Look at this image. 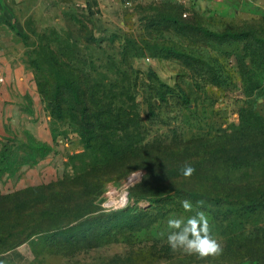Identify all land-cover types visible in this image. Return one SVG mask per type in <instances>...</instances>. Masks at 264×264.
<instances>
[{
  "label": "rangeland",
  "instance_id": "obj_1",
  "mask_svg": "<svg viewBox=\"0 0 264 264\" xmlns=\"http://www.w3.org/2000/svg\"><path fill=\"white\" fill-rule=\"evenodd\" d=\"M50 1L6 5L12 23L25 24L28 69L0 90V231L11 232L0 255L40 230L23 242L33 264H264L241 255L264 229V211L181 206L187 188H264V0H200L187 16L172 0H118L106 18L79 24ZM159 163L167 166L154 175ZM49 209L65 218L91 211L76 227L87 237L43 232L62 218ZM196 210L220 256L164 242L170 215Z\"/></svg>",
  "mask_w": 264,
  "mask_h": 264
},
{
  "label": "crops",
  "instance_id": "obj_2",
  "mask_svg": "<svg viewBox=\"0 0 264 264\" xmlns=\"http://www.w3.org/2000/svg\"><path fill=\"white\" fill-rule=\"evenodd\" d=\"M10 0H0V90L7 89L6 82L11 77L20 74L21 82L24 78L27 79V66L24 63V59L27 58V49L24 45V41L19 38L18 32H23L25 24L19 20L12 23L9 14L10 9L6 6ZM16 4L20 1L27 0H13ZM38 3L43 4L45 0H37ZM191 8L190 12L199 9V2ZM54 9L59 13L67 10L72 12L66 14V19L69 22L79 24L84 23L86 20H95L98 17L106 18V15L110 12H114L118 7V0H51L50 1ZM22 8H24L22 6ZM239 12V9H238ZM248 15L258 14L256 8H250L245 10ZM190 14V13H189ZM264 14V13H263ZM56 21H60L59 17H55ZM25 70V71H24ZM6 98V97H4ZM52 237H49L48 243ZM44 240L46 244V238L43 237L40 242ZM0 260H3L5 264H33L31 260V246L28 243H23L16 248L9 249L0 255ZM40 264H50L49 262Z\"/></svg>",
  "mask_w": 264,
  "mask_h": 264
},
{
  "label": "trees",
  "instance_id": "obj_3",
  "mask_svg": "<svg viewBox=\"0 0 264 264\" xmlns=\"http://www.w3.org/2000/svg\"><path fill=\"white\" fill-rule=\"evenodd\" d=\"M173 1V0H172ZM175 2V1H174ZM176 3V2H175ZM178 4V3H176ZM179 6H181L180 4H178ZM182 7V6H181ZM18 34L21 36H23V33L18 32ZM261 54H259V59L264 60V47L261 49ZM258 75V74H257ZM260 77V79L263 81L264 80V73L263 74H259L258 75ZM261 81V82H262ZM257 86H263V84H257ZM242 131H246L243 128H241L239 130L238 133L242 132ZM229 137H232L229 135ZM140 145V149L141 147L144 146V143L141 141ZM130 150L133 149L132 146H130ZM244 150L247 149V147L243 148ZM161 152L159 153L160 155H158V157H156V159L158 158H163V161L166 160V158L164 156H162L164 154V151L160 148ZM145 155L144 152H141L140 155ZM166 164L165 163H159L156 165V168L153 172L154 175H160L164 172V169L166 168ZM162 193H166V192H171L173 191L175 188H168V189H163V187H159ZM163 189V190H162ZM162 193H156L157 194H162ZM187 195V199L191 201V203L196 206V202L197 201H204V206L199 208L202 210H206L212 214L218 215V212H221L222 210H220V208H222L223 206H229L232 209L230 210L233 213L237 212V215H241V214H253V213H261L262 211H264V188H253L251 186H247V185H242V186H235V185H230V186H222V187H214L211 189H205V191H202L200 189H190L187 188L185 189L184 192ZM140 196V195H139ZM229 197V200H225L224 198ZM58 213L60 216H62V218H57L59 216L56 215L55 217V221L56 223H60L59 226L55 225V226H50L48 229H45L43 232H52L54 230L57 231H61V236L62 238H69V235L67 232L62 231V228L65 229H74L75 228V234H77V232L82 233L84 237H87V233H88V229H82V230H76L79 226L81 222V219L85 213H89L91 211L88 212H79V213H75L72 218H65V214H60V213H64V212H57L55 211V209L53 210H46L45 213ZM81 219V220H80ZM96 219H93V221H95ZM86 223V220L83 222ZM62 224V225H61ZM40 231V230H39ZM37 231V232H39ZM35 231H30L28 234H26L21 240L17 241L16 243H14L10 248L19 245L21 243H23L24 241H26L27 239H29L33 234L37 233ZM11 232L5 234L4 231H0V238L6 237L8 235H10ZM254 237L249 238L247 241H244V243L241 245V248H243L244 251L241 252L242 258L246 257V259H251V260H264V229L262 231H258L256 230ZM248 237V236H247ZM10 248H8L7 250H9ZM240 256V255H239Z\"/></svg>",
  "mask_w": 264,
  "mask_h": 264
},
{
  "label": "clouds",
  "instance_id": "obj_4",
  "mask_svg": "<svg viewBox=\"0 0 264 264\" xmlns=\"http://www.w3.org/2000/svg\"><path fill=\"white\" fill-rule=\"evenodd\" d=\"M181 175L190 178L196 169L189 163H185L181 168ZM204 201L196 202V208L204 206ZM181 206L186 213H192L194 206L189 200H183ZM168 232L164 242L173 252H182L187 255H195L198 258L217 257L223 252L222 244L213 236L209 219L204 211L196 210L193 215H170L167 220ZM160 236L165 237L161 232ZM0 264H5L0 260Z\"/></svg>",
  "mask_w": 264,
  "mask_h": 264
},
{
  "label": "built area",
  "instance_id": "obj_5",
  "mask_svg": "<svg viewBox=\"0 0 264 264\" xmlns=\"http://www.w3.org/2000/svg\"><path fill=\"white\" fill-rule=\"evenodd\" d=\"M176 3L180 4L183 7V16H187L190 13L191 8L193 7L196 0H173ZM125 6H130L132 0H124Z\"/></svg>",
  "mask_w": 264,
  "mask_h": 264
}]
</instances>
